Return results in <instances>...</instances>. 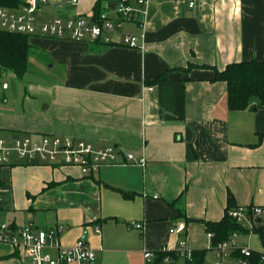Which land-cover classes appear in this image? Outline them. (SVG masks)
Listing matches in <instances>:
<instances>
[{
  "label": "crops",
  "instance_id": "1",
  "mask_svg": "<svg viewBox=\"0 0 264 264\" xmlns=\"http://www.w3.org/2000/svg\"><path fill=\"white\" fill-rule=\"evenodd\" d=\"M97 1L38 0L40 19L89 17ZM146 12L144 26L123 28L142 36L138 48L31 37L52 41V69L59 66V73L52 74V84L29 87L20 110L14 91L0 98V130L9 139L71 136L117 150V164L91 175L16 156L0 167V217L16 226L60 227L67 245L88 226L96 264H106L103 255L114 250L102 233L113 231L109 222L123 225L116 228L123 239L139 232L143 248L129 253L179 240L204 250L210 245L206 223L224 218L230 195L237 206H264V109L230 110L226 83L200 67L264 61V0H152ZM190 64L189 73L173 71L168 81L148 84ZM127 153L137 160L144 156L146 165L126 162ZM124 192L134 198L125 199ZM133 221L144 230L131 226ZM174 225L184 231L170 234ZM0 245L6 246L8 264H22L16 255L27 256Z\"/></svg>",
  "mask_w": 264,
  "mask_h": 264
},
{
  "label": "built area",
  "instance_id": "2",
  "mask_svg": "<svg viewBox=\"0 0 264 264\" xmlns=\"http://www.w3.org/2000/svg\"><path fill=\"white\" fill-rule=\"evenodd\" d=\"M49 0H42L46 4ZM76 3L78 0H71ZM152 0H113L106 2L97 19L94 14L86 17L61 15L40 19L38 0H23L18 8L0 7V30L27 34L31 37L55 38L71 41H90L104 44H124L140 47L142 36L123 32L126 23L144 26L146 9ZM194 2H190L192 7ZM113 7V8H112ZM114 13L115 16H112ZM7 88V84L3 85ZM118 152L114 147L95 148L90 142L71 136L45 135L39 139L13 137L6 140L0 134V167L12 164L13 156L29 163L50 166H74L84 175L99 171L101 166L117 164ZM126 162L146 165L143 156L137 160L132 153L126 154ZM228 216L240 225L226 239L213 243L215 233L207 231L210 245L203 261L195 256L194 250L179 240L177 247L168 245L158 250H143L145 264H264V206H237L228 210ZM131 226L144 230V225L131 222ZM62 228L40 229L34 223L13 225L0 223V244L15 250H23L30 264H96V248L90 241V228L85 226L73 244H64L60 234ZM184 227L174 225L169 233L180 235ZM100 234V226H94ZM255 236L260 237L261 249L252 247ZM167 253L166 256H160Z\"/></svg>",
  "mask_w": 264,
  "mask_h": 264
},
{
  "label": "trees",
  "instance_id": "3",
  "mask_svg": "<svg viewBox=\"0 0 264 264\" xmlns=\"http://www.w3.org/2000/svg\"><path fill=\"white\" fill-rule=\"evenodd\" d=\"M113 0H98L94 7L95 19L103 12L106 2ZM23 0H0V7L18 8ZM30 39L27 34H20L0 30V81L7 71H12L18 77H23L29 68L30 58ZM194 65L190 64L187 68H173L160 74L155 79L148 81L149 85H157L168 81L170 73L173 71H183L189 73ZM196 67V66H195ZM201 68L212 69L215 72L216 81L225 82L227 85V103L232 111H244L253 107L264 109V61L249 60L228 64L224 69L219 70L215 67L204 65ZM263 137V134L260 135ZM52 186V183L49 185ZM125 199L134 198L132 195L123 193ZM237 207L232 195L229 196V206L224 218L218 222H207L206 231L215 233L213 243L226 239L233 231L240 228V225L232 220L227 212ZM263 247L264 235L261 234ZM167 253H161L164 257ZM206 251L198 250L195 256L203 261Z\"/></svg>",
  "mask_w": 264,
  "mask_h": 264
},
{
  "label": "rangeland",
  "instance_id": "4",
  "mask_svg": "<svg viewBox=\"0 0 264 264\" xmlns=\"http://www.w3.org/2000/svg\"><path fill=\"white\" fill-rule=\"evenodd\" d=\"M30 58H29V68L28 72L23 77H18L15 75L12 71H7L4 73L1 81H0V98L6 93V95H10L12 91H14L19 96V102L17 105V110L22 107V98H24L26 95H29L27 93L29 87L37 85V86H43L46 84H52V74L55 76L57 73H59V66L56 70H53L52 67L54 65V57H55V51L51 40H42L38 41L33 38L30 39ZM4 83H7L9 89L3 91L2 85ZM31 95V94H30ZM37 98L41 101L42 99L47 98V96L44 95H37ZM2 134H4L2 137L6 140H9L10 135L6 131H1ZM8 133V134H7ZM3 177V174H2ZM1 223H5L7 221V218L4 216L0 217ZM108 226H111V230L109 229L105 230L102 229L103 236L107 239H109L111 242L113 241V252L109 255L104 254L103 259L105 258L106 264H144V257L143 254H133L129 253V249L131 248H137L140 247V249L143 248V240H141V237L139 235V232H135L133 236H126V238H122L125 233H120L118 229L116 228H124L123 225H118L119 227H116L112 222L108 223ZM131 227V226H130ZM104 228V225H103ZM135 235L137 237H135ZM173 243V242H172ZM170 243L169 247H177L176 244ZM209 247V246H208ZM207 247V248H208ZM252 247L255 249H261L262 246L260 245V237L255 236L252 240ZM13 248V247H12ZM116 249H119L116 251ZM6 250V246L0 245V264H8V256L9 254H5L6 252H3ZM24 252V251H23ZM22 253V252H21ZM103 254V253H102ZM101 254V256H102ZM18 256V259L22 264H29L28 257L22 253ZM97 256V252H96Z\"/></svg>",
  "mask_w": 264,
  "mask_h": 264
},
{
  "label": "water",
  "instance_id": "5",
  "mask_svg": "<svg viewBox=\"0 0 264 264\" xmlns=\"http://www.w3.org/2000/svg\"><path fill=\"white\" fill-rule=\"evenodd\" d=\"M113 8V7H112ZM257 108H254V110H256ZM18 136H16V138H17Z\"/></svg>",
  "mask_w": 264,
  "mask_h": 264
}]
</instances>
